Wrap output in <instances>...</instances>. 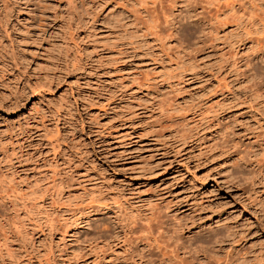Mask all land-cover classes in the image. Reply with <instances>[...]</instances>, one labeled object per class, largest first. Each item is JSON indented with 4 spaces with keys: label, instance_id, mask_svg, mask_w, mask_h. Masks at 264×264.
Wrapping results in <instances>:
<instances>
[{
    "label": "rangeland",
    "instance_id": "374dc122",
    "mask_svg": "<svg viewBox=\"0 0 264 264\" xmlns=\"http://www.w3.org/2000/svg\"><path fill=\"white\" fill-rule=\"evenodd\" d=\"M162 252L264 264V0H0V264Z\"/></svg>",
    "mask_w": 264,
    "mask_h": 264
},
{
    "label": "bare ground",
    "instance_id": "6f19581e",
    "mask_svg": "<svg viewBox=\"0 0 264 264\" xmlns=\"http://www.w3.org/2000/svg\"><path fill=\"white\" fill-rule=\"evenodd\" d=\"M102 213L103 212H105L104 210L102 211V210H100ZM149 217V216H148ZM147 217V218H148ZM91 219H95V217H91ZM160 229V228H159ZM167 230V229H166ZM130 231H131V228L129 227L128 228V230H124L123 231V237H126L129 233H130ZM174 231H176V230H174ZM144 232L146 233V234H151L152 235V233H153V230H152V225L149 223V219H148V222H147V225L145 226V229H144ZM143 232V233H144ZM165 232V231H164ZM175 233V232H174ZM177 233V232H176ZM176 233H175V235H176ZM155 234V233H154ZM166 235H165V237H166V239L165 240H161V238H162V234H159V238L157 237V236H155V235H153V236H151V237H149L148 239H149V243H147V244H145L146 245V248L150 251L152 248H156V247H158L159 248V244H163V245H165L164 247H166V245H167V247L169 248V246H170V249H173V250H176L177 251V249H179V248H184V246H186V244H184V246H182V243H181V241H180V237H177V238H175V236H174V234H172V232H170V234H169V231H168V233H167V231H166V233H165ZM146 237H147V235H145ZM145 237V238H146ZM147 239V238H146ZM122 240H123V238H122ZM183 242V241H182ZM199 245V244H198ZM198 245H197V247H198ZM174 247H175V249H174ZM183 248H182V250H183ZM188 249H186L185 251H184V253L186 254H189L190 256L189 257H192L191 256V254H190V251L192 250L193 252L195 251V248L196 247H192V246H190V244H188V247H187ZM145 249V248H144ZM194 249V250H193ZM146 250V249H145ZM167 251V250H166ZM191 251V252H192ZM139 252H141V251H139ZM169 252H171V250L169 251ZM143 253H145V252H143ZM146 253H147V251H146ZM139 254H141V253H139ZM167 254V253H166ZM168 254H170V253H168ZM165 255V253L163 254V252H162V255H164L161 259H159V263L160 264H175L174 263V261L173 260H175V258L173 259V257H172V255L170 256V255ZM184 254V255H185ZM149 255V254H148ZM143 256H144V254L143 255H140V256H138L139 257V260H141V261H143L142 259H144L143 258ZM173 256H176V254H174ZM181 256V255H180ZM145 257H147V255L145 256ZM150 257L151 256H149V260H150ZM161 257V256H160ZM197 257V256H196ZM185 258V257H184ZM148 258H145V260H147ZM152 259V258H151ZM148 260V261H149ZM177 260V259H176ZM179 260L181 261L182 259H180L179 258ZM184 260V259H183ZM151 261V260H150ZM153 261V260H152ZM145 264H148L147 263V261L145 262V261H143ZM178 262V261H177ZM155 262H153V264H154ZM158 264V263H157ZM181 264V263H180Z\"/></svg>",
    "mask_w": 264,
    "mask_h": 264
}]
</instances>
